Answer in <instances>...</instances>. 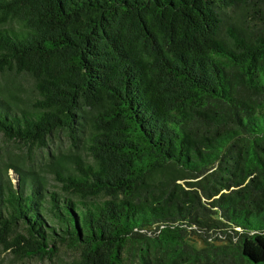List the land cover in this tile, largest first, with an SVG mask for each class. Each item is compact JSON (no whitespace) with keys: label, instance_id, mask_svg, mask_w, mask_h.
Listing matches in <instances>:
<instances>
[{"label":"trees","instance_id":"obj_1","mask_svg":"<svg viewBox=\"0 0 264 264\" xmlns=\"http://www.w3.org/2000/svg\"><path fill=\"white\" fill-rule=\"evenodd\" d=\"M0 135L14 260L264 264V0H0Z\"/></svg>","mask_w":264,"mask_h":264},{"label":"rangeland","instance_id":"obj_2","mask_svg":"<svg viewBox=\"0 0 264 264\" xmlns=\"http://www.w3.org/2000/svg\"><path fill=\"white\" fill-rule=\"evenodd\" d=\"M2 138L0 135V142H2ZM8 176L10 177L11 181L14 182V175L13 172L9 171ZM0 264H61L58 262L51 263L48 260H29V261H20L14 260L10 250H6L4 245L0 242Z\"/></svg>","mask_w":264,"mask_h":264}]
</instances>
